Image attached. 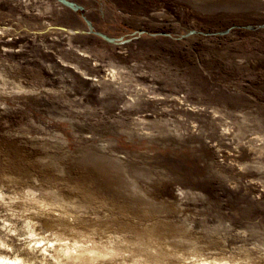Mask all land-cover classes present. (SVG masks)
<instances>
[{"label":"clouds","instance_id":"9594fccd","mask_svg":"<svg viewBox=\"0 0 264 264\" xmlns=\"http://www.w3.org/2000/svg\"><path fill=\"white\" fill-rule=\"evenodd\" d=\"M11 7L0 19V114L22 117L0 132L12 142L0 150V264H264V103L242 91L244 81L225 88L251 104L205 103L200 94L193 101L189 78L175 66L144 54L124 65L74 44L80 30L57 23L55 0ZM13 41L21 42L5 46ZM29 45L55 62L33 57ZM25 59L55 73L57 85ZM247 59L233 57L237 70ZM62 69L89 81L99 103L76 95ZM29 97L59 107L33 113ZM148 102L155 111L142 110ZM201 113L207 119L195 118ZM192 136L214 150L205 178L238 194L235 206L159 163L170 151L159 141Z\"/></svg>","mask_w":264,"mask_h":264},{"label":"rangeland","instance_id":"374dc122","mask_svg":"<svg viewBox=\"0 0 264 264\" xmlns=\"http://www.w3.org/2000/svg\"><path fill=\"white\" fill-rule=\"evenodd\" d=\"M68 1L80 6L81 10L73 11L55 0L59 5L57 23L80 30L73 37L74 44L107 51L124 65L138 54H144L146 59L162 60L175 66L189 78L193 92L189 99L193 101L195 95L200 94L205 103L233 101L228 103L229 107L251 104L245 97H230L225 88L232 82L243 80L242 91L258 103H264V4L260 0H207L205 3H195V0ZM158 10H163L161 17L150 15ZM9 11H16L11 7V0H0V19ZM20 42L13 41L5 46L14 48ZM29 51L33 57L55 62L51 54L43 53L38 47L29 45ZM121 51H127L128 55H117ZM237 55L248 57L245 66L238 70L233 60ZM7 57L10 60L19 59L11 53ZM66 58H69L68 54ZM229 60H233L231 65L226 63ZM25 64L39 69V75L46 82H51L48 86L57 85L58 81L53 78L55 73L46 72L35 59H25ZM81 65L88 68L87 61H82ZM62 71L73 76L76 95H83L86 103H99L95 98L97 90L89 87V81L81 79L70 69ZM88 71L89 74H99L100 69L88 68ZM249 76L252 79H248ZM58 107L43 98L29 97L25 103L27 110L41 114ZM155 107L153 102L141 106L144 111H155ZM21 117L20 112L0 114V132L4 131V121L14 127ZM201 117L207 119L204 113L195 116L196 119ZM11 143L0 136V150L10 147ZM159 144L166 145L170 150L158 157L160 164L178 171L189 183L195 180L193 186L203 189L213 200H226V207L236 205L238 194L205 178L209 161L214 163L216 155L198 137H189L179 144L175 140H162ZM197 144L199 147H196ZM201 164L204 166L201 167Z\"/></svg>","mask_w":264,"mask_h":264},{"label":"water","instance_id":"95a60500","mask_svg":"<svg viewBox=\"0 0 264 264\" xmlns=\"http://www.w3.org/2000/svg\"><path fill=\"white\" fill-rule=\"evenodd\" d=\"M62 5L70 8L73 11L81 10V7L68 0H58Z\"/></svg>","mask_w":264,"mask_h":264}]
</instances>
